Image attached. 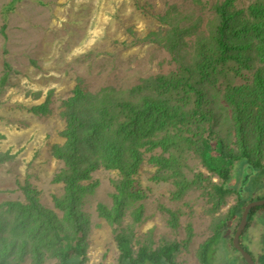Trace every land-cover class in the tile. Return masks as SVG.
I'll return each mask as SVG.
<instances>
[{
  "label": "rangeland",
  "instance_id": "obj_1",
  "mask_svg": "<svg viewBox=\"0 0 264 264\" xmlns=\"http://www.w3.org/2000/svg\"><path fill=\"white\" fill-rule=\"evenodd\" d=\"M224 1L0 0V152L9 155L0 165V204L25 202L18 185L28 182L37 191L40 203L60 216L61 212L54 208L53 196L61 197L64 186L53 183V178L62 164L52 156L51 147L64 142L59 136L64 126L60 116L63 100L71 97L76 87L91 92L108 87L124 95L145 78L176 72L173 56L177 55L157 42L168 37L172 25L158 16L168 15L175 18V24L191 28L190 35L184 37L188 45L177 48L180 55H193L196 37L210 33L216 6ZM257 2L264 0H234L232 8L243 10L242 20H248L251 19L248 8ZM194 25L198 27L194 29ZM263 65L260 62L254 67H243L238 74L226 67L227 76L220 75L209 90L213 98L210 106L218 115L213 130L228 150L238 151L241 145L232 121L233 106L224 97L225 89L227 85H251L255 72ZM6 72L8 79L2 83ZM46 100L50 109L46 116L30 110ZM211 146V154L218 156L220 145L213 140ZM262 149L260 159L264 165ZM160 152L158 149L143 154L128 188L135 198L124 197L116 225L101 215L98 208L103 205L108 210L115 209L113 195L118 194L115 184L120 181L118 172L99 169L82 182L84 185L97 182L93 194L85 196L79 206L89 221L85 264H117L119 252L114 236L122 230L128 233L135 251L141 247L153 250L166 240L186 238L189 229L199 241L236 204L235 195L227 196L222 205L217 204L209 185L218 179L201 166L192 150L185 151L180 167L187 181L194 183L176 194L173 182L177 178L166 177L165 170L148 161L152 154ZM246 172L239 177L244 199L248 203L264 199V171ZM259 213H264V209L256 211L250 221ZM237 224L226 237L233 258H239L231 247ZM240 239L243 244L244 237ZM217 243L218 240L210 248V264H233ZM247 251L254 254L249 248ZM262 256L258 260L254 256L256 264H264ZM19 260L15 259V263L33 264L35 259L28 254ZM57 263L46 253L41 264Z\"/></svg>",
  "mask_w": 264,
  "mask_h": 264
},
{
  "label": "trees",
  "instance_id": "obj_2",
  "mask_svg": "<svg viewBox=\"0 0 264 264\" xmlns=\"http://www.w3.org/2000/svg\"><path fill=\"white\" fill-rule=\"evenodd\" d=\"M233 1L215 5L214 24H210L207 36L196 37L193 55H180L177 48L188 45L184 37L190 35L191 28L175 24V18L168 15L158 16L172 25L168 37L157 42L161 48L177 55L173 56L176 72L145 78L124 95L114 88L91 92L76 87L73 95L63 100L60 116L64 126L59 136L64 142L51 147L52 156L62 164L53 178V183L64 186L61 197L53 196L54 208L61 215L45 208L28 182L21 187L19 184L25 202L0 204V264H16L15 259L22 260L28 254L34 257L33 264H41L46 253L57 259V264H85L89 221L79 206L85 196L93 194L97 182L89 185L82 182L99 169L118 172L120 181L115 184L119 195H113L115 209L108 210L103 205L98 208L101 215L116 225L124 197L135 198L128 188L132 175L143 161V154L158 149L160 154H152L148 161L159 170H165L166 177L177 178L173 182L176 194L194 183L187 181L180 167L185 151L192 150L201 166L218 179L209 185L217 204L222 205L229 195L236 196V204L215 224L214 234L199 248L200 263H211L210 248L217 240V245L226 240L248 203L239 177L249 170L264 171L260 159L264 148V65L255 72L251 85H227L225 89V100L233 106L232 121L240 149L228 150L224 140L213 130L218 115L210 106L213 98L209 90L220 75L227 76L225 68L238 74L243 67L264 63V2L250 5L251 19L242 20L244 11L233 9ZM7 79L6 72L2 83ZM30 110L46 116L50 111L49 101ZM213 140L220 145L218 156L211 154ZM8 158L7 153L0 152V165ZM260 209L264 206L250 211L241 237ZM127 234L123 230L115 233L117 264H175L177 242L165 243L153 250L141 247L135 251ZM240 243L247 250L241 239Z\"/></svg>",
  "mask_w": 264,
  "mask_h": 264
},
{
  "label": "crops",
  "instance_id": "obj_3",
  "mask_svg": "<svg viewBox=\"0 0 264 264\" xmlns=\"http://www.w3.org/2000/svg\"><path fill=\"white\" fill-rule=\"evenodd\" d=\"M253 220L249 222V227L246 230L245 236H243V244L244 246H247V248H249L251 252H254L252 256H257L258 260L262 259V255L264 254V250L262 249V244L264 241V213H259L256 218H253ZM214 227L215 224L211 227L209 231L204 234H207V236L204 237V235H201V239L199 241L197 240L198 237L195 239V234H193L192 236L191 230L189 229V233L187 234L186 238H173L171 240L164 241L163 244H169L173 241L178 243L179 250L175 254V264H201L199 260V248L208 238H210L214 234ZM219 245L222 247V252L226 255L225 257L228 258V261L232 262L233 264H243V262L239 258H233L234 255H229L230 250L227 249L226 240L222 241ZM158 246L159 245H157V247Z\"/></svg>",
  "mask_w": 264,
  "mask_h": 264
},
{
  "label": "water",
  "instance_id": "obj_4",
  "mask_svg": "<svg viewBox=\"0 0 264 264\" xmlns=\"http://www.w3.org/2000/svg\"><path fill=\"white\" fill-rule=\"evenodd\" d=\"M261 206H264V199L251 201L245 205L241 213L240 220L237 224V227L232 237V241H231L232 247L239 254V256L245 262V264H256V263L252 255L247 250H245L243 246L240 244V238L246 229L250 211L255 207H261Z\"/></svg>",
  "mask_w": 264,
  "mask_h": 264
},
{
  "label": "flooded vegetation",
  "instance_id": "obj_5",
  "mask_svg": "<svg viewBox=\"0 0 264 264\" xmlns=\"http://www.w3.org/2000/svg\"><path fill=\"white\" fill-rule=\"evenodd\" d=\"M232 237H233V236H232ZM231 241H232V238H231ZM231 247H232V246H231ZM232 248H233V247H232ZM238 255H239V254H238ZM237 258H238V257H237ZM239 259L242 260L240 256H239ZM242 262H243V261H242ZM243 264H244V262H243Z\"/></svg>",
  "mask_w": 264,
  "mask_h": 264
}]
</instances>
